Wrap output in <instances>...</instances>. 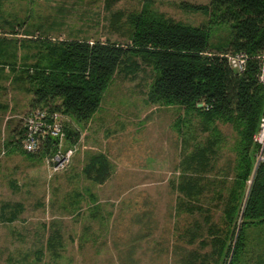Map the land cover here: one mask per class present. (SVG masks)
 <instances>
[{
	"label": "rangeland",
	"instance_id": "obj_1",
	"mask_svg": "<svg viewBox=\"0 0 264 264\" xmlns=\"http://www.w3.org/2000/svg\"><path fill=\"white\" fill-rule=\"evenodd\" d=\"M210 3L0 0V264H202L214 253L213 240L222 233L212 232L224 227V210L233 205L242 170L237 135L231 125L208 124L180 106L151 103L156 73L141 57L120 67L90 121L64 115L65 146L79 149L66 171L53 175L52 152L29 154L18 143L20 136H13L36 109L29 76L50 67L48 44L100 40L128 45L138 17L201 26L209 17L196 7ZM227 29L214 27L212 43L226 41ZM201 104L199 111H210ZM199 150L208 152L206 170L197 173L192 171L197 166L188 164V173L200 175V205L207 212L188 215L187 202L194 205L195 198L179 187L187 177V159ZM97 155L110 165V177L102 184L86 172ZM179 198L186 203L182 212Z\"/></svg>",
	"mask_w": 264,
	"mask_h": 264
},
{
	"label": "trees",
	"instance_id": "obj_2",
	"mask_svg": "<svg viewBox=\"0 0 264 264\" xmlns=\"http://www.w3.org/2000/svg\"><path fill=\"white\" fill-rule=\"evenodd\" d=\"M196 9L208 14L207 24L191 26L160 17H138L128 45L100 40L48 42L53 56L50 67L36 68L29 76L35 85L31 106L86 123L100 108L120 67L131 58L141 57L156 73L149 92L151 103L180 106L202 116L208 124L231 125L237 135L242 168L238 188L233 205L224 210V227L212 232L222 233L213 240L218 247L212 255L202 258V264H264V164L255 169L253 162L257 153L253 136L264 113V88L259 78L264 56V0H211L210 6ZM219 26L228 28L229 36L213 44V28ZM237 53L248 58L242 74L233 70L228 61L229 55ZM201 103L210 106V111H199L196 107ZM23 135L24 128L19 144ZM53 144L49 140L42 153L53 152ZM208 159L207 150H199L187 159V177L179 191L191 200L195 198L194 205L187 202L188 215L206 211L200 205V175H190L188 164L197 166L192 171L202 174ZM86 172L88 178L102 184L110 177L109 162L102 155L94 156ZM252 174L242 208L240 197ZM177 204L182 212L185 200L179 198ZM206 219L211 221L209 215ZM256 245L257 251L251 253Z\"/></svg>",
	"mask_w": 264,
	"mask_h": 264
},
{
	"label": "built area",
	"instance_id": "obj_3",
	"mask_svg": "<svg viewBox=\"0 0 264 264\" xmlns=\"http://www.w3.org/2000/svg\"><path fill=\"white\" fill-rule=\"evenodd\" d=\"M230 66L236 72L242 74L247 68L248 58L244 53L229 55ZM260 82L264 88V56L260 65ZM204 106V104H200ZM210 109V106H206ZM67 139L64 115L47 109L37 108L30 111L24 119V135L21 141L22 148L29 154H38L46 146L49 140L54 142L52 156L49 159V167L53 175L66 171L78 152V147L73 145L66 147ZM253 143L257 146L255 156V169L264 164V114L259 127L253 136Z\"/></svg>",
	"mask_w": 264,
	"mask_h": 264
},
{
	"label": "crops",
	"instance_id": "obj_4",
	"mask_svg": "<svg viewBox=\"0 0 264 264\" xmlns=\"http://www.w3.org/2000/svg\"><path fill=\"white\" fill-rule=\"evenodd\" d=\"M22 130H23V128L16 127L15 130L13 131V136H15V137L17 136L16 139H18L19 136L21 138L22 137Z\"/></svg>",
	"mask_w": 264,
	"mask_h": 264
}]
</instances>
